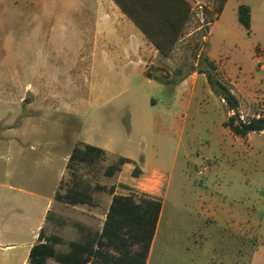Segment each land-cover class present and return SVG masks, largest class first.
Wrapping results in <instances>:
<instances>
[{"label": "rangeland", "instance_id": "1", "mask_svg": "<svg viewBox=\"0 0 264 264\" xmlns=\"http://www.w3.org/2000/svg\"><path fill=\"white\" fill-rule=\"evenodd\" d=\"M187 1L191 16L184 36L168 56L158 52L151 57L153 64L144 72L133 67L112 71L104 63L94 67V58L85 57V66L67 74L32 73L28 65L38 58L6 57L0 46V212L7 227H22L28 232L39 223L43 227L44 205L56 192L64 194L73 183L86 186L97 202L104 203L116 174L108 176L105 171L118 158L104 153L93 163L73 159L66 167L74 147L83 149L84 144L110 149L117 156H146L160 161L162 170L173 177L172 189L179 177L189 180L187 194L193 195L194 187L200 188L209 176V190L215 197L244 196L246 210L258 209L254 196L264 193V135L253 136L260 152L256 157L252 152L244 163L245 156L236 149L224 126L228 117L225 103L209 91L203 74L194 79L191 88L189 77L193 73L200 75L199 68H207L205 63L199 64L201 57L213 60L209 56L213 0ZM242 3L251 10L252 27L247 30L237 25L239 37L235 40L227 28L237 23L228 11L230 23L216 29L211 43L215 73L227 83L225 64L264 76L256 63L259 59L264 64V57L260 48H255V27L260 20L255 4L260 10L264 0ZM22 12L29 13L26 9ZM67 43L76 44L71 40ZM150 49L156 50L152 43ZM74 60L77 62V58H71V63ZM153 78L172 80L176 85L167 87ZM185 80L187 83L175 89ZM63 100L68 102L67 109L75 113L56 110L66 108ZM243 115L246 120L264 115V111L251 109ZM154 118L159 119L157 126L152 124ZM236 185L243 186L244 192L234 190ZM55 204L59 209L51 214L63 230V243L56 250L65 253L67 243L78 240L77 227L87 212L70 211L65 203ZM162 227L163 223L160 230ZM182 227L174 226L170 235L183 243L181 254L188 264H207L208 253L226 251L222 249L223 234L213 232L208 239L196 235L190 238L196 243L187 245ZM12 241L18 245L24 237ZM245 253L249 258L251 250L247 248ZM254 256L263 263L264 249Z\"/></svg>", "mask_w": 264, "mask_h": 264}, {"label": "crops", "instance_id": "2", "mask_svg": "<svg viewBox=\"0 0 264 264\" xmlns=\"http://www.w3.org/2000/svg\"><path fill=\"white\" fill-rule=\"evenodd\" d=\"M124 2L139 22L146 24L154 32L155 39H165L161 27L165 28L164 31L169 27L166 19L169 18L167 12H170V6L157 3L147 8L143 0H124ZM209 5L211 6L212 2ZM240 6H245L242 0H227L221 14L209 26V56L214 61L216 58L211 53L212 38L218 27H227L230 23L228 11L237 23L227 28L228 33L235 40L239 37L237 25L242 26L238 21ZM258 6V3L255 4V14L260 15L258 26L255 27L257 39L255 48L259 47L264 57V5L260 10ZM22 9L28 10L29 13L24 14ZM249 15L250 27H252L250 9ZM70 40L76 44L67 43ZM0 46L6 57L38 58L34 64L28 65L32 73L67 74L75 70V67L79 69L81 65L85 66V57L94 58V67L98 63H104L112 71L133 67L144 72L146 66L153 64L150 61L151 57L155 58L158 54L157 49L154 51L150 49L151 41L141 27L125 14L114 0H0ZM71 58H77V62L74 60L71 63ZM225 65L228 83L239 102L240 117L244 119L243 114L247 115L251 109L264 111V76L255 71L244 73L239 67L231 68ZM258 69L262 71L259 67ZM199 77H202V74L193 73L189 77L192 79L191 88L195 85L194 79ZM187 81L180 83L175 89L181 88ZM209 91L211 92L210 88ZM62 104H65L66 108L56 110L75 113V110L67 109L68 102L63 100ZM229 115L231 113H228ZM260 116L264 115L254 117ZM158 121L159 119L154 118L152 124L157 126ZM227 131L236 149L245 156L242 157L244 163L252 157V152L254 157L259 154L260 151L254 146L257 143L253 136L262 137L264 132L251 133L241 138L233 135L228 129ZM100 149L108 155L123 157L130 162L123 164L115 174V180L108 188L112 193L105 198L103 204L97 202L91 195L90 204L65 205L70 211L87 212L83 215L82 223L77 227L78 240L70 241L83 242L90 234L101 233L113 196H134L137 200L150 199L161 203L155 234L145 264H188L181 254L183 243L172 239L170 235L174 226L178 225L183 226L187 245L196 243L190 242V238H195L196 235L202 234L208 239L213 232L223 234L225 241H222V249L226 251L219 254L208 253L207 264H264L254 258L259 249H264V210L262 209L264 193L259 192L254 196V204L258 209L248 211L244 207V196L215 197L209 190V176L204 178L202 186L197 188L199 190L194 187V194L191 195L185 192L191 185L185 176L179 177L172 189L173 177L162 170L160 161L146 156L138 159L117 156L110 149ZM258 158L260 161L263 159L261 155ZM135 167L139 170L136 177L133 176ZM234 190L244 192L243 186L236 185ZM55 203L57 201L54 195L44 205L42 216L46 220L45 225L41 227L39 223L35 230L30 232L22 227H7L0 212V264H30L31 248L44 242L39 241L40 230L46 237L56 236L63 239L60 233L63 230L54 223L56 220L51 214L55 208L57 211L59 209ZM49 217L52 219L50 222ZM162 223L163 227L160 230ZM23 237L24 241L18 245L12 241L14 238ZM57 246H54L55 250ZM247 248L251 250L249 258L245 253ZM16 249L19 252H16ZM110 252L116 254L114 251ZM50 260L48 259L46 264H58L53 259V262ZM86 264L110 263L91 257Z\"/></svg>", "mask_w": 264, "mask_h": 264}, {"label": "trees", "instance_id": "3", "mask_svg": "<svg viewBox=\"0 0 264 264\" xmlns=\"http://www.w3.org/2000/svg\"><path fill=\"white\" fill-rule=\"evenodd\" d=\"M121 10L131 18L150 39L155 48L168 56L172 47L184 36L185 27L190 20L191 8L187 0H143L144 6L149 8L157 3L170 6L168 26L166 31L162 29L165 39H155V34L146 24L139 22L138 18L127 8L124 0H114ZM227 0H213V14L209 18V25L221 14ZM180 5H179V4ZM175 8V9H174ZM175 15V16H174ZM174 16V17H173ZM238 21L249 29L250 15L246 6L238 9ZM205 63L207 68H199L198 74H203L212 94L225 103L228 113H231L224 122L233 135L244 138L251 133L264 132V116L240 119L238 111L239 102L234 95L231 85L219 79L215 73L216 64L203 55L199 64ZM195 72V71H193ZM161 84L176 83L172 80L153 78ZM100 148L84 144L83 149L74 147L68 159L69 162L77 159L80 162L93 163L104 155ZM130 162L119 157L116 163L110 164L105 173L113 176L120 167ZM137 167L133 170V176H137ZM110 193H112L110 191ZM55 200L67 205L90 204L92 201L88 188L73 183L64 194L55 193ZM161 211V203L150 199L137 200L134 196H113L100 234H90L83 242L70 241L67 243L68 251L57 252L55 245L63 241L56 236L46 237L39 232V241L29 253L30 264H46L48 259H53L58 264H86L91 257H97L110 264H145L150 245L155 234L157 221ZM114 251L116 254L111 253Z\"/></svg>", "mask_w": 264, "mask_h": 264}, {"label": "built area", "instance_id": "4", "mask_svg": "<svg viewBox=\"0 0 264 264\" xmlns=\"http://www.w3.org/2000/svg\"><path fill=\"white\" fill-rule=\"evenodd\" d=\"M256 63H257V65H258V67H259L262 71H264V64H263L259 59L256 61ZM240 119L243 120L242 117H240Z\"/></svg>", "mask_w": 264, "mask_h": 264}, {"label": "water", "instance_id": "5", "mask_svg": "<svg viewBox=\"0 0 264 264\" xmlns=\"http://www.w3.org/2000/svg\"><path fill=\"white\" fill-rule=\"evenodd\" d=\"M147 78H149V79H150V78H151V75H148V76H147Z\"/></svg>", "mask_w": 264, "mask_h": 264}]
</instances>
